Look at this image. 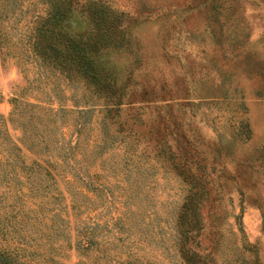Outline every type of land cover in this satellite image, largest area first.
<instances>
[{
    "label": "rangeland",
    "instance_id": "374dc122",
    "mask_svg": "<svg viewBox=\"0 0 264 264\" xmlns=\"http://www.w3.org/2000/svg\"><path fill=\"white\" fill-rule=\"evenodd\" d=\"M31 1H24L20 23L0 20L8 38L7 52L0 48V114L8 115L12 96L17 108L32 115L49 116L51 106L59 130L72 143L77 109L90 103H83L80 86L56 73L46 77L30 63L20 33ZM107 1L129 18L128 43L101 52L124 95L118 114L101 123L96 112L101 102H92L78 136L87 157L82 167L95 173L99 187L84 186L90 179L85 173L80 180L71 177L69 187L81 191L76 214L64 191L61 203H24L33 222L48 221L41 214L46 206H55L58 214L48 226L27 229L15 260L117 264L135 255L151 264H184L168 225L173 207L191 186L197 188L193 201L204 203L199 251L210 252L218 264L221 257L225 264H264V0ZM71 20L67 31L84 28L82 17ZM26 100L36 105H24ZM102 123L113 141L102 139ZM0 134L33 156L20 144L16 121H3ZM94 149H100L98 155L90 154ZM54 178L59 188L68 186ZM1 202L0 225L11 223L18 203ZM117 217L122 222L114 223ZM212 219L222 223L218 233ZM82 223L96 240L85 252L72 244L73 227ZM16 234L0 235V244ZM241 240L252 249L237 247Z\"/></svg>",
    "mask_w": 264,
    "mask_h": 264
},
{
    "label": "trees",
    "instance_id": "16d2710c",
    "mask_svg": "<svg viewBox=\"0 0 264 264\" xmlns=\"http://www.w3.org/2000/svg\"><path fill=\"white\" fill-rule=\"evenodd\" d=\"M24 1L0 0V20L12 19L20 23L25 13ZM31 3L32 11L26 19H23V28L20 33V40L25 45L30 60L32 59L30 63L46 72V77L48 74L56 73L73 86H80L83 91V103L91 104L100 100V107L96 111L101 113L98 119L100 123L105 122L103 118L110 119L111 113L118 114L124 94L122 87L116 84L113 69L101 59V52L109 48H119L128 43L125 28L129 21L127 12L107 0H33ZM73 16L82 17L84 21V28L78 33L66 30ZM3 32L0 29V48H4L7 52L8 38ZM17 100V96L9 99L12 105L11 110L6 117L0 114V124L5 120L16 121L21 131L20 144L25 151L32 152L33 156L24 155L20 146L11 143L8 136L4 137L0 134V186H2L0 201L2 200L1 203H18L14 221L0 225L1 236L7 235L10 231H17L14 239H11L10 235V241L0 244V264H37L29 263L25 259L15 260L17 255L15 250L22 247L21 241L26 243L25 238L29 235L28 228L35 226L36 223L50 225L52 217L58 214L57 208L53 205L46 206L41 214L48 221L37 219L33 222L32 218L26 215L24 203H61L64 198L62 191H64L68 196L70 211L76 214L80 209L79 193L81 191L69 187L72 184L71 177L80 180L81 175L85 173L90 179L84 183V186H88L90 190L99 187L93 179L95 173H90L86 167H82L84 164L82 162H85L87 157L83 155V150L78 143V136L92 106L88 104L86 108L77 109L78 117L73 123L75 133L72 135L71 143L69 140L71 138H65L58 128L55 116L57 109L48 106L51 115H32L25 113L26 110L17 108ZM23 104L29 107L36 105L27 100L23 101ZM56 131L58 136L54 138L53 134ZM100 132L102 139L114 140L108 127L103 123ZM98 151L100 149L91 150L90 154L94 152L98 155ZM55 176L58 181L62 180V184L66 183L68 186L62 185V189L59 188ZM11 181H14L15 185H11ZM187 189L190 193L184 195L181 202L173 207L172 219L168 225L171 231V245L174 246L184 264H218L210 252H201L198 249L200 241L197 237L204 228L200 211L204 203L193 201L198 199L194 197L197 188L190 186ZM85 196L90 199L89 196ZM212 215L216 214L212 213ZM213 220L210 225L218 233L222 223L220 221L213 223ZM118 221H121L119 217L114 219V223ZM236 222L237 224L234 222L236 233L240 236L243 230L240 222L238 220ZM78 225L76 228L75 225L73 227L72 244L74 248L85 252L96 243V240L93 239L91 230L88 232L83 230V223ZM122 225L119 224L118 227ZM217 246L218 243L215 245L216 249ZM236 246L242 250H251L253 247L243 240L240 241L239 246ZM139 259L135 255L132 258L126 255V258L118 259L117 264H151L148 259L143 261ZM225 263V259L221 257L220 264Z\"/></svg>",
    "mask_w": 264,
    "mask_h": 264
}]
</instances>
